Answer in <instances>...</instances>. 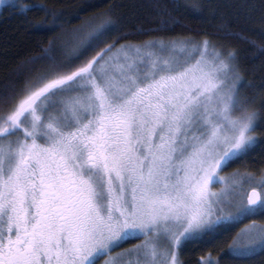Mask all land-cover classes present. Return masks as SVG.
I'll return each instance as SVG.
<instances>
[{
  "label": "snow or ice",
  "instance_id": "snow-or-ice-1",
  "mask_svg": "<svg viewBox=\"0 0 264 264\" xmlns=\"http://www.w3.org/2000/svg\"><path fill=\"white\" fill-rule=\"evenodd\" d=\"M116 7L66 30L63 13L0 0L10 13H43L35 33L59 32L26 61L31 75L0 88V264H188L190 246L264 216V171L244 174L246 202L221 175L264 147V93L251 91L240 50L208 33L125 43ZM176 23L169 14L137 31ZM259 23L264 55V10ZM229 28L221 39L247 40ZM257 250L264 223L252 220L227 253ZM196 264L221 261L208 252Z\"/></svg>",
  "mask_w": 264,
  "mask_h": 264
},
{
  "label": "trees",
  "instance_id": "trees-1",
  "mask_svg": "<svg viewBox=\"0 0 264 264\" xmlns=\"http://www.w3.org/2000/svg\"><path fill=\"white\" fill-rule=\"evenodd\" d=\"M23 4L44 5L49 10L63 13L65 20H71V24L64 25L66 30L80 27L84 23L99 16L108 7L116 5V13L123 17L125 31L132 33L125 43H140L157 36L165 37H193L201 39V33L211 34L214 42L237 47L241 55L242 66L246 79L252 85L251 91L259 97L264 93V55L258 45L261 43L259 23L264 0H19ZM194 2L204 5L199 15H193L186 11V6ZM93 3L100 5L98 8H88ZM87 8L86 11L81 9ZM79 12V19H73ZM169 14L177 21L169 26L171 31H152L149 35H140L138 29L155 30L161 23L169 21ZM45 19L43 13L29 12L27 16L14 14L0 8V88L13 81H19L28 77L31 73L25 67L26 61L39 54V46L46 44V40L52 39L57 33H49L47 36L35 33L30 24L41 22ZM51 20V18H48ZM245 19L255 23H245ZM230 25L228 31L239 33L247 37V40L239 38L223 40L222 33L218 31L222 22ZM256 41L254 46L249 41ZM110 42V41H109ZM38 68L42 67L37 65ZM242 169L250 173L259 174L264 170V147H257L250 155L228 167ZM263 222L264 216H254L250 219ZM249 221V220H247ZM245 221V222H247ZM238 227L224 234L216 240H207L203 248L199 245L190 246L183 254V259L188 264H196L201 256L212 252L215 258L220 259L221 264H264V253L257 252L239 260L227 253L228 246L232 243Z\"/></svg>",
  "mask_w": 264,
  "mask_h": 264
},
{
  "label": "rangeland",
  "instance_id": "rangeland-1",
  "mask_svg": "<svg viewBox=\"0 0 264 264\" xmlns=\"http://www.w3.org/2000/svg\"><path fill=\"white\" fill-rule=\"evenodd\" d=\"M132 44H134V43H132ZM234 173H240V175L233 177V174ZM245 173L252 174V175L256 176L257 179H259V176H260V173L258 175L255 174V173H250L247 170L245 171L244 168H242V169L230 168L228 171H224L221 175H223L224 177L230 178V183L233 186V195H234L235 199H237V200L244 199L245 202H246V197L248 195V192L252 189L253 184H251V183H244L243 182L244 181V174ZM223 187H224V185L218 184V185L215 186V188L213 190L214 191H220L221 188H223ZM257 190L260 191L259 189H257ZM251 222L252 221L249 220V221L244 222L243 224H241L238 227L237 232L240 231V228L246 227ZM256 223H258V222H256ZM261 223H264V221L263 222H259L258 224H261ZM235 238H236V235L234 236L233 240ZM127 246H130V245H127ZM100 264H103V261H101Z\"/></svg>",
  "mask_w": 264,
  "mask_h": 264
},
{
  "label": "water",
  "instance_id": "water-1",
  "mask_svg": "<svg viewBox=\"0 0 264 264\" xmlns=\"http://www.w3.org/2000/svg\"><path fill=\"white\" fill-rule=\"evenodd\" d=\"M249 195H251V190L248 192V195L247 196H249Z\"/></svg>",
  "mask_w": 264,
  "mask_h": 264
}]
</instances>
